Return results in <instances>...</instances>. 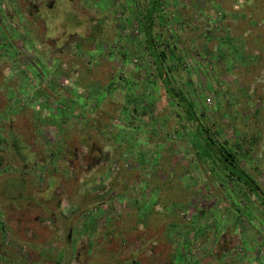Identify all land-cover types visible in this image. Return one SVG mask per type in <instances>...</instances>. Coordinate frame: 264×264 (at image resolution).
I'll use <instances>...</instances> for the list:
<instances>
[{
    "label": "rangeland",
    "instance_id": "1",
    "mask_svg": "<svg viewBox=\"0 0 264 264\" xmlns=\"http://www.w3.org/2000/svg\"><path fill=\"white\" fill-rule=\"evenodd\" d=\"M156 1L198 114L264 188V0ZM143 2L0 0V264H264L263 209L186 150Z\"/></svg>",
    "mask_w": 264,
    "mask_h": 264
},
{
    "label": "trees",
    "instance_id": "2",
    "mask_svg": "<svg viewBox=\"0 0 264 264\" xmlns=\"http://www.w3.org/2000/svg\"><path fill=\"white\" fill-rule=\"evenodd\" d=\"M158 7L159 4L156 0H145L143 4L138 5L137 16L140 18V29L146 49L151 56L155 73L162 85L165 96L172 105L171 109L175 110L179 117L183 113L181 118L184 115L187 127L190 128L188 141L191 142V146H187L186 150L192 155V159L195 160L196 167H200L205 172H211L214 179L223 186L232 184L236 196L249 198L254 209H263L261 212L263 215L264 188L240 165L244 154L241 153L237 144H229L227 140L221 138V132L210 127L204 115L198 114L195 104L190 98L188 87L186 88L187 80L185 75L188 72L182 68L184 56L176 53L174 47H169V42L163 44L161 42V33L159 35L155 33V12ZM168 59H174L176 63L172 65V63L168 62ZM129 85L131 84H129L127 79L124 86L127 94L125 109L129 110L132 108L133 111H137V106L140 103L137 99L142 100L141 98L144 97L137 96L133 91H129ZM7 148L9 152H15L14 149L18 148V146L17 143H10V145L7 144ZM22 159L24 160V157ZM1 161L2 154L0 153V164ZM219 174L222 176H219ZM232 204L234 203L232 202ZM251 206H246L247 210L244 208L243 211H240L239 206L235 204L232 210L236 213V216L248 215V217H251L253 215L251 211L254 210L250 208ZM189 225L187 224L186 228H190ZM196 225H198L197 222L191 225V228L196 227Z\"/></svg>",
    "mask_w": 264,
    "mask_h": 264
},
{
    "label": "flooded vegetation",
    "instance_id": "3",
    "mask_svg": "<svg viewBox=\"0 0 264 264\" xmlns=\"http://www.w3.org/2000/svg\"><path fill=\"white\" fill-rule=\"evenodd\" d=\"M35 1V0H34ZM38 1V0H37ZM55 0H45V4L47 5V6H51L52 5V3L54 2ZM31 5L34 7V13H36L37 11H38V8H37V6L36 5H34V3H33V1L31 2ZM77 155V154H76ZM97 161H99V160H97ZM129 264H141L140 263V261H136V260H131L130 261V263Z\"/></svg>",
    "mask_w": 264,
    "mask_h": 264
}]
</instances>
